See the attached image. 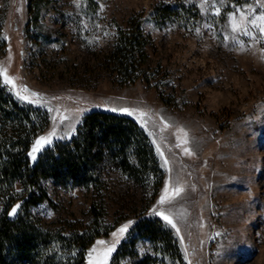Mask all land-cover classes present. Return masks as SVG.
I'll return each mask as SVG.
<instances>
[{
	"label": "rangeland",
	"instance_id": "1",
	"mask_svg": "<svg viewBox=\"0 0 264 264\" xmlns=\"http://www.w3.org/2000/svg\"><path fill=\"white\" fill-rule=\"evenodd\" d=\"M176 1L200 11L191 28L149 21L154 6ZM132 17L148 37L149 60L139 79L119 85L100 59ZM262 29L264 0H0V70L14 82L0 74V86L48 119L30 159L69 139L87 112L105 109L140 125L161 170L155 197L153 182L114 177L106 186L99 226L113 230L86 249L85 264H264ZM42 140L50 142L38 147ZM41 186L50 202L30 209L44 230L70 236L97 225L91 192ZM143 219L160 221L177 252L139 236Z\"/></svg>",
	"mask_w": 264,
	"mask_h": 264
},
{
	"label": "trees",
	"instance_id": "2",
	"mask_svg": "<svg viewBox=\"0 0 264 264\" xmlns=\"http://www.w3.org/2000/svg\"><path fill=\"white\" fill-rule=\"evenodd\" d=\"M222 10L219 23L231 11L227 6ZM151 12L149 21L155 27L174 22L188 29L201 18L195 6L182 1L159 3ZM140 25L141 21L132 17L126 29L119 27L114 47L100 59V67L116 75L119 85L139 79L141 67L149 60L145 53L148 37ZM142 78L150 80L146 73ZM47 124L44 111L19 105L0 86V264H85L86 249L113 230H101L99 221L106 213V186L114 177L140 185L153 182L152 197L159 191L162 175L153 146L132 117L91 110L69 139L45 147L32 161L30 145ZM44 180L64 189L80 187L91 192L94 198L88 214L97 225L70 236L44 230L41 219L30 209L50 202L41 186ZM135 229L155 247L177 252L171 234L162 229L160 221L143 219ZM62 246L67 247L66 253L76 254H61Z\"/></svg>",
	"mask_w": 264,
	"mask_h": 264
},
{
	"label": "snow or ice",
	"instance_id": "3",
	"mask_svg": "<svg viewBox=\"0 0 264 264\" xmlns=\"http://www.w3.org/2000/svg\"><path fill=\"white\" fill-rule=\"evenodd\" d=\"M262 30H264V29H262ZM0 74L4 75V78H5V82H6V83H9V84L14 83L13 81H11V80L8 79L7 74H6L5 71L0 70ZM123 111H125V112L128 113V114H131V113L128 112L127 109H125V110H123ZM44 142H50V141H47V140L37 141V146L39 147V146H40L42 143H44ZM38 147H37L36 149H34V151L38 150ZM176 191L178 192L179 190H176ZM161 202L163 203L164 200L162 199ZM164 219H165V220H168V223H172V221L169 220L168 217H164ZM173 226H174V225H173ZM120 231L123 232V231H125V229L122 228ZM101 243H103V242H101ZM111 251H112V249H108V252H109V253H110Z\"/></svg>",
	"mask_w": 264,
	"mask_h": 264
}]
</instances>
